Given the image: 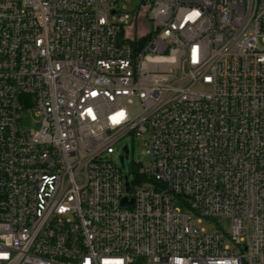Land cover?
Masks as SVG:
<instances>
[{
    "label": "built area",
    "instance_id": "1",
    "mask_svg": "<svg viewBox=\"0 0 264 264\" xmlns=\"http://www.w3.org/2000/svg\"><path fill=\"white\" fill-rule=\"evenodd\" d=\"M125 1L0 0V264H264V0Z\"/></svg>",
    "mask_w": 264,
    "mask_h": 264
},
{
    "label": "rangeland",
    "instance_id": "2",
    "mask_svg": "<svg viewBox=\"0 0 264 264\" xmlns=\"http://www.w3.org/2000/svg\"><path fill=\"white\" fill-rule=\"evenodd\" d=\"M140 2H141V0H127V1L123 2L122 6L119 5V9L123 12L128 13L130 16V20H131L132 16H133L132 13L134 12V10L136 9V7L139 5ZM146 2L150 3V0H146ZM146 28L151 29L152 24H151V22H149L148 20L145 19L143 23L142 22L138 23L137 31H138V33H142L144 31V29H146ZM127 31H131V29H127ZM261 44H262V46H264V43H261ZM20 126L23 128H31V127L37 128L38 127L37 118L35 117L34 112L32 110L22 111ZM130 147H131V145H130ZM141 152H142V147L138 146V144H135V148H134V152H133V161L134 162H137L138 160H141L142 162H144L147 160V157L142 156ZM130 164H131V153L129 154L128 158L125 159V171L127 170V167L130 166ZM220 222L226 228V223L224 222V220L221 219ZM203 224L205 226H207V224L205 222Z\"/></svg>",
    "mask_w": 264,
    "mask_h": 264
},
{
    "label": "water",
    "instance_id": "3",
    "mask_svg": "<svg viewBox=\"0 0 264 264\" xmlns=\"http://www.w3.org/2000/svg\"><path fill=\"white\" fill-rule=\"evenodd\" d=\"M123 202H124V200H123Z\"/></svg>",
    "mask_w": 264,
    "mask_h": 264
}]
</instances>
